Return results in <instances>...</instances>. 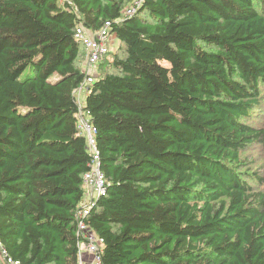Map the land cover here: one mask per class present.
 <instances>
[{
	"label": "trees",
	"instance_id": "obj_1",
	"mask_svg": "<svg viewBox=\"0 0 264 264\" xmlns=\"http://www.w3.org/2000/svg\"><path fill=\"white\" fill-rule=\"evenodd\" d=\"M106 23L116 50L79 107L75 29ZM262 90L264 0H0L2 247L78 264L82 111L106 180L84 220L101 264H264V172L240 171L264 150Z\"/></svg>",
	"mask_w": 264,
	"mask_h": 264
},
{
	"label": "built area",
	"instance_id": "obj_2",
	"mask_svg": "<svg viewBox=\"0 0 264 264\" xmlns=\"http://www.w3.org/2000/svg\"><path fill=\"white\" fill-rule=\"evenodd\" d=\"M129 10V9H127ZM125 9V11H127ZM127 12H130L127 11ZM108 23L103 29L95 32L88 30L83 25L78 24L74 36L85 48V60L83 68L86 78L76 90V98L79 104L88 91V85L93 81L95 74L94 67L111 50V39L107 30ZM78 129L86 141V146L91 155L89 169L83 175L85 188L84 197L80 209L77 211V234L80 236L78 242V264H101V254L104 246V239L94 232L86 223L85 218L94 204V200L105 191L106 180L103 172L99 168V152L95 140V128L89 120L88 112L79 111ZM88 200V201H86ZM0 262L2 264H20V261L11 258L0 243Z\"/></svg>",
	"mask_w": 264,
	"mask_h": 264
},
{
	"label": "rangeland",
	"instance_id": "obj_3",
	"mask_svg": "<svg viewBox=\"0 0 264 264\" xmlns=\"http://www.w3.org/2000/svg\"><path fill=\"white\" fill-rule=\"evenodd\" d=\"M128 8H130L129 10L132 9L131 6ZM109 36L111 39L110 49L112 52L116 50L115 48L118 42L117 40L114 39L113 35H109ZM78 64H81V60H78ZM105 66H107V64H105L104 67ZM94 69H95L96 76H98L101 71L103 72V69H100L98 66L94 67ZM109 70H111V68H109ZM262 94L263 96H261L260 105L258 108H256V110L258 109V111L255 112V117L257 116V114H259L260 112L264 110V91ZM240 156L242 160V167L240 169L241 172L248 173V174H251L254 171H256L258 174H261L264 172V150L260 144L253 143L251 145H248L243 151H241ZM249 181L252 183L250 184L252 185L253 188L255 189L261 188V186L255 180H252V181L249 180ZM84 199L86 198L84 197Z\"/></svg>",
	"mask_w": 264,
	"mask_h": 264
}]
</instances>
